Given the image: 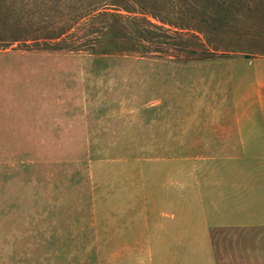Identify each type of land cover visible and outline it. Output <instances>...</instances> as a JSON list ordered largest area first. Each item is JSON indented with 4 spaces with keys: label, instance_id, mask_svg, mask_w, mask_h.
Instances as JSON below:
<instances>
[{
    "label": "rangeland",
    "instance_id": "obj_1",
    "mask_svg": "<svg viewBox=\"0 0 264 264\" xmlns=\"http://www.w3.org/2000/svg\"><path fill=\"white\" fill-rule=\"evenodd\" d=\"M87 1L0 0V121L2 137L11 138L0 140V264H194L201 254L191 246L184 255L162 240V252H155L154 220L169 199L154 201L153 190L169 182L175 167L226 164L202 157L192 141L204 136L197 124L248 101L250 60L264 59V0H154L152 22L198 36L188 51L198 42L216 50L189 63L167 55L89 54L102 47L96 39L105 45L110 35L94 33L81 15ZM90 72L97 76L93 91L66 99L63 85L78 88ZM86 100L97 108L89 119L101 121L96 140L17 139L53 137L12 127L56 122L65 102ZM80 113L87 115L72 116ZM139 215L140 244L128 233ZM224 232L218 240L231 238ZM216 249L208 261L228 264Z\"/></svg>",
    "mask_w": 264,
    "mask_h": 264
},
{
    "label": "crops",
    "instance_id": "obj_2",
    "mask_svg": "<svg viewBox=\"0 0 264 264\" xmlns=\"http://www.w3.org/2000/svg\"><path fill=\"white\" fill-rule=\"evenodd\" d=\"M263 60H250L255 70L250 75L254 80L248 89V101H235L233 107H224L228 113L223 117L209 118L202 121V124H197L202 125L204 136L200 140L193 139L192 142L200 143L197 146L201 148V156L227 159L226 164L201 165L196 171H188L187 167H175L169 171L171 177L164 187L155 184L154 195H151L154 201L160 199L162 204L165 199H169L168 204H165L168 209L159 210V213L156 211L157 218L154 220V250L157 254L162 252L164 240L168 241L170 248H177V251L180 250V254L184 255L189 254L188 248L191 246V251L201 254V258L194 264H211L208 260L216 253V248L227 256L228 264H264ZM93 73L83 77V84H78V88L63 85L62 94L65 98L73 99L74 93H91L97 84V76ZM79 103L65 102V107L63 106L59 113L62 118L56 122L12 127L53 137L17 139L96 140L93 135L99 130L101 121L98 122L96 115L93 117L96 119H89L88 112L90 109L97 111V108L87 100L80 105ZM1 109L0 105V114ZM82 110L87 111L84 119L81 113L78 118L72 116ZM12 128L8 126L4 131ZM2 131L3 125L0 121V140L11 139L2 137ZM33 134L39 136L38 133ZM25 135L29 136L30 133ZM170 139L180 141L178 137L172 136ZM189 156L191 155H184ZM137 193L140 194V189H137ZM128 230L131 238L138 244L142 243L145 233L143 217L139 215L131 218ZM221 231L230 232L231 238L218 240L217 235ZM187 239L192 242H186ZM219 264H226V261Z\"/></svg>",
    "mask_w": 264,
    "mask_h": 264
},
{
    "label": "trees",
    "instance_id": "obj_3",
    "mask_svg": "<svg viewBox=\"0 0 264 264\" xmlns=\"http://www.w3.org/2000/svg\"><path fill=\"white\" fill-rule=\"evenodd\" d=\"M153 3L156 4L154 0H111V3L106 2L103 5H100V0L80 3L85 4L81 8L83 10L81 15L85 20L94 23V33L104 32L103 34L110 35L105 45H101L103 38L96 39L95 45L99 44L102 47H97L94 53L89 54L129 53L142 57L150 55L158 59H166L164 56L167 55L168 60L181 63L205 60L216 55V50L205 49L206 45L203 42L195 43L199 49L188 51L186 46L190 44L189 40L197 41L198 36L172 31L162 24L152 22L148 14L157 18ZM65 38L58 44L66 42ZM54 45L51 43L50 46ZM52 51L60 52L63 49L56 48ZM70 51L79 52L78 49Z\"/></svg>",
    "mask_w": 264,
    "mask_h": 264
}]
</instances>
